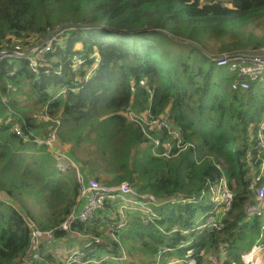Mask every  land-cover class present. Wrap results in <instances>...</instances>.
I'll return each instance as SVG.
<instances>
[{"label": "trees", "instance_id": "trees-1", "mask_svg": "<svg viewBox=\"0 0 264 264\" xmlns=\"http://www.w3.org/2000/svg\"><path fill=\"white\" fill-rule=\"evenodd\" d=\"M263 15L264 0H0V50L12 49L19 39L29 47L59 25L81 24L63 30L37 72L23 59L0 61V264H20L29 248L23 211L44 229L56 226L72 208L76 176L60 173L51 150L36 140L53 127L56 150L75 159L85 178L129 182L157 200H183L197 198L208 182L224 175L233 193L221 230L187 234L157 232L134 212H127L126 224L116 229L119 203L107 200L88 224L76 225L105 242L93 245L86 259H101L102 247L113 254L110 259H120L119 241L130 249L124 261L144 264L148 257L154 264L160 246L174 247L184 239L190 241L186 247L165 253L170 259L245 264L264 223V217L244 211L256 176L247 155L254 159V135L264 120V76L245 90H232L234 76L211 57L264 53V34L242 30ZM75 55L84 59L77 69ZM26 85L35 96L28 108L16 100ZM134 109L168 116L193 147L169 160L153 156L141 127L129 120ZM205 207L201 201L165 204L156 208L158 223L189 229ZM106 224L116 240L110 238L108 245L110 233L96 230ZM60 238L77 239L56 232L55 241Z\"/></svg>", "mask_w": 264, "mask_h": 264}, {"label": "built area", "instance_id": "built-area-1", "mask_svg": "<svg viewBox=\"0 0 264 264\" xmlns=\"http://www.w3.org/2000/svg\"><path fill=\"white\" fill-rule=\"evenodd\" d=\"M51 32V31H49ZM48 32V33H49ZM63 32L59 31L45 39L41 44L34 43L26 46V41L19 39L12 49L0 50V61L4 59H23L28 67L34 71H38L43 57L52 49V45L57 41L58 36ZM23 56V57H22ZM211 60L218 67H226L234 76L231 81V89L245 90L249 87V83L258 80L264 76V53H248V54H227L221 53L212 56ZM84 62L81 56H72L74 69ZM98 62V60L96 61ZM96 63L86 72L85 80L94 70ZM48 72V71H46ZM129 109H131L129 107ZM129 120L134 121L141 127L144 135L148 138L151 149L150 153L155 157L164 158L166 160L175 158L179 153L193 147V143L184 141L180 128H177L168 116L161 115L154 117L149 109L137 111L136 109L127 113ZM39 118L49 120L47 115H39ZM55 126L59 125V120ZM166 135V139H160L150 134L149 130ZM16 134L22 133L14 128ZM57 127H53L45 138H36L38 143L44 144L54 155V164L61 173L73 172L76 175V193L71 210L67 215L54 227L40 228L33 218L27 216L26 212H22L25 224L29 229L30 245L25 255L21 258L20 264H93L98 260L86 259L88 253L93 252L92 246L99 243V238L91 233L83 230H76V225H85L93 218L98 209H101L107 200L117 201L118 212L121 215V221L117 224L116 229H121L126 224L125 215L127 212H134L139 215L141 220L152 224L160 233L187 234L190 231L212 229L221 230L224 227L223 218L230 210L233 202V193L228 187L227 180L224 175L219 179L208 182L197 198L189 199H171L157 200L151 194L139 193L129 182H121L118 184H105L95 178H85L79 171L75 159L66 153L56 150L57 144ZM255 141L253 151L256 152L254 159L251 153H248V167L256 165V176L250 185L252 191L251 202L245 206V214L248 217H264V120L259 124L254 135ZM251 160V161H250ZM0 199H3L0 194ZM198 201H206L207 203L203 212L197 216L192 222L189 229H183L175 224L165 229L164 225L158 223L161 215L156 208L163 207L165 204H193ZM12 206L11 203L6 202ZM19 211V209H17ZM62 232L67 235L76 237L83 241L82 249H72L64 254L61 259L44 258L48 251L52 248L55 241V233ZM264 235V223L260 229L259 239L249 251L245 260V264H252V259L256 254H260L264 260V245L260 244V240ZM65 239V238H63ZM190 243L189 240H180L174 247L160 246L154 258V264H161L162 256L167 252L186 247ZM60 261V263H59ZM209 261L214 262L213 259ZM208 264V263H206ZM263 264V263H262Z\"/></svg>", "mask_w": 264, "mask_h": 264}, {"label": "rangeland", "instance_id": "rangeland-1", "mask_svg": "<svg viewBox=\"0 0 264 264\" xmlns=\"http://www.w3.org/2000/svg\"><path fill=\"white\" fill-rule=\"evenodd\" d=\"M60 26V25H59ZM57 26V27H59ZM56 27V28H57ZM55 28V29H56ZM54 29V30H55ZM242 30L246 33L250 32L251 30H253L254 32V35H257V36H260V35H263L264 34V15L263 16H258V18H255L252 20V22H250L249 24H247L246 26H244L242 28ZM63 33V32H62ZM41 39V38H40ZM39 39V40H40ZM38 42V41H37ZM36 42V43H37ZM223 52H220V53H212L213 56H217L219 54H221ZM23 57V56H22ZM224 72V70H222ZM16 100H18L19 104L22 106V107H25V108H28L30 107L33 102L35 101V96L31 93V89H30V86L29 85H26L24 87H22V91L16 95ZM4 101V100H3ZM137 110V109H136ZM12 111V110H10ZM36 111L38 112L39 111V107L36 108ZM138 111V110H137ZM36 112V113H37ZM35 113V114H36ZM49 133V132H48ZM47 133V134H48ZM61 173V172H60ZM75 175V173H74ZM76 176V175H75ZM91 178H95L94 175H91L89 176ZM96 179V178H95ZM204 204H206L207 202L206 201H203ZM38 209L34 210L33 214L35 216H37V213H38ZM37 220V219H36ZM38 221V220H37ZM110 229V225L106 224L103 228H96L97 231L103 233L104 235L109 232ZM90 230V229H89ZM157 232H159L157 230ZM89 235H93V234H89ZM264 237V236H263ZM263 237L261 238V240L263 239ZM99 238V244H105L104 240H102L100 237ZM110 238L113 239V241H116L114 239V237H109L108 239H106V243L107 245L111 243L110 241ZM260 240V242H261ZM71 243V242H70ZM118 243V246L120 247V249L117 251L118 255L121 256L120 259H117L116 256H114L116 258V260H112L110 259L112 257L113 254H109L106 252L105 250V247H102L101 249V259H99V262H96V263H93V264H129L127 261H124L123 259H125L127 257V254H126V251L129 252L130 249L127 245H124V248L122 247V244L117 241ZM83 245V242L81 241H74L70 244V246L68 247V249L64 250L65 253L72 250V249H80ZM122 247V248H121ZM82 249V248H81ZM103 261H107V262H103ZM161 261L165 262V264H185L183 262H186V263H189L190 260L188 258H181V259H170L169 255L168 254H165L164 256H162L161 258ZM183 261V262H182ZM161 263V262H160ZM144 264H151L150 261H149V258L147 257L145 260H144Z\"/></svg>", "mask_w": 264, "mask_h": 264}, {"label": "crops", "instance_id": "crops-1", "mask_svg": "<svg viewBox=\"0 0 264 264\" xmlns=\"http://www.w3.org/2000/svg\"><path fill=\"white\" fill-rule=\"evenodd\" d=\"M74 241H81V239H57L52 248L48 251V254L51 256H54V259H61L66 249L70 246V244ZM71 242V243H70ZM209 259H213L215 261L214 257H209ZM264 264V260L261 258L260 254H256L252 259V264Z\"/></svg>", "mask_w": 264, "mask_h": 264}, {"label": "water", "instance_id": "water-1", "mask_svg": "<svg viewBox=\"0 0 264 264\" xmlns=\"http://www.w3.org/2000/svg\"><path fill=\"white\" fill-rule=\"evenodd\" d=\"M74 25H81V24H73V23H66V24H62L59 27H57L55 30L45 34L40 40H38L37 44H41L45 39H47L48 37H50L51 35L55 34L56 32L62 31L68 27L74 26ZM118 32H122V30H117ZM129 32V31H126ZM174 39V38H172ZM4 51V50H3Z\"/></svg>", "mask_w": 264, "mask_h": 264}, {"label": "clouds", "instance_id": "clouds-1", "mask_svg": "<svg viewBox=\"0 0 264 264\" xmlns=\"http://www.w3.org/2000/svg\"><path fill=\"white\" fill-rule=\"evenodd\" d=\"M218 67V66H217ZM222 68H226V67H222ZM227 69V68H226ZM228 70V69H227ZM229 71V70H228ZM230 72V71H229ZM231 73V72H230ZM232 74V73H231ZM233 75V74H232ZM231 84V83H230ZM231 87V86H230ZM233 90V89H232ZM38 224V223H37ZM98 237V236H97ZM109 237H114V235L112 233H110ZM83 242V241H82ZM99 244V243H98ZM94 250V249H93ZM99 261V260H98ZM161 264H165V262L161 261Z\"/></svg>", "mask_w": 264, "mask_h": 264}]
</instances>
